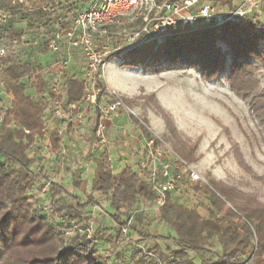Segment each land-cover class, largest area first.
I'll use <instances>...</instances> for the list:
<instances>
[{
    "label": "rangeland",
    "instance_id": "1",
    "mask_svg": "<svg viewBox=\"0 0 264 264\" xmlns=\"http://www.w3.org/2000/svg\"><path fill=\"white\" fill-rule=\"evenodd\" d=\"M143 24V21H138L129 29V33H134ZM222 27L219 30L226 33L229 31L224 26ZM260 29V25L254 29L248 28L249 32ZM228 34H232L231 38L234 41L232 43L241 39L238 33ZM139 38L140 36L136 40ZM136 40L128 41L126 37H123V39L118 38L111 41L123 47L132 45ZM153 41L155 40L138 45L135 48L137 51L135 56L130 53L122 56L124 64L134 69L137 68L139 74L126 79L117 77L115 82L128 83L129 91H122V96H116L124 100L129 98L131 102L116 106L114 111L107 114L104 121L115 119L117 129L113 131H138L131 117L139 124L144 122L148 131H152L153 135L163 144L165 155L171 162H174V157L180 155L191 163L189 166L199 178L193 180L189 172L188 174L183 173L179 179L183 193L177 195L172 192L169 195L172 200L196 210L203 217L210 218L209 204L207 196L202 191L193 190L192 184L197 181L209 185L212 189L211 181L232 186L259 202H264V55L260 58L255 56L249 58L253 63L251 69L253 78L250 74L251 81L247 86L255 88L236 92L232 90L226 79L230 69L231 48L223 40L216 41V46L224 55L222 57L223 67L217 69L213 76L204 74L200 62L197 61H204L201 56L195 58V63L190 64L189 60H185L184 63H179L172 68H168L166 62L153 63L148 56L153 54L155 46L159 44ZM240 41L244 42V40ZM207 44L212 45L213 43L208 42ZM258 45L261 54H264L263 42ZM108 49L110 50V47ZM118 51L117 48L112 49L102 59L117 57ZM15 54H17L13 58L15 63L29 61L42 65L40 59L44 53L38 47L31 51L27 45H24ZM140 57L144 60L138 61ZM128 59L132 61L128 63ZM43 63L46 65L45 61ZM101 69L102 66L98 74L100 81ZM44 79H46L45 91H53L59 96V90L62 87L60 82L56 81L52 84L45 74ZM32 81V79L24 78L21 84L26 94L37 99ZM44 97L45 100H50L48 93ZM99 105L104 107L107 104L104 100H99ZM82 107V109L77 108L76 115L66 110L60 112L61 116L56 123L50 122L48 114L44 116L48 129L60 130L58 133L62 144L58 152L44 151L40 141H35L28 150V155L32 158L31 170L35 174L39 173L33 187L34 193L31 195L36 193L38 196L33 201V196L29 197V195L22 204L31 214L36 213L41 216L42 211L34 210L35 204L39 202L46 204L45 198L49 199L47 206L50 209L47 212L48 216H45L47 225L41 235L47 238L58 232L62 238L61 249L73 243H80L84 248L83 242L91 240L96 229L111 227L112 233L120 230V227L110 217L113 211L109 207L107 198L100 193L90 191L93 176L91 157L97 149L95 147L103 146L97 144L96 135L92 143L88 137L92 133L94 115H100L101 112L96 105H91L86 100L83 101ZM84 108H87L86 111ZM143 151L146 153V160L142 168L147 163L148 156L144 147ZM131 166L134 169L139 167L138 164H131ZM75 170L86 181L85 193L72 185L74 180L72 172ZM53 186L61 187L65 193L60 196L67 200L70 199L69 195L75 194L82 202L91 197L97 204L88 205L82 213V221L77 224L64 217H54L53 202L49 196H44L43 200L39 199V194L43 190L46 191L45 194H50ZM158 209L152 205V201L134 199L128 210L119 211L120 219L127 217L128 220L131 214L136 212L133 213L134 216L129 226L134 224L142 234L151 236L142 238L135 232L125 235L121 229L122 236L117 242L106 244L105 249L99 250L94 249L96 244L89 245L88 248H84L83 254L94 253L103 262L109 261L108 264H113L112 261L114 264H134L137 261H143L144 264H179L180 260L172 254L173 249H176V245L170 240L174 237V233L166 224L158 221ZM138 211L141 216L137 221ZM58 222L61 224L58 225ZM244 225L247 223L245 222ZM234 226L237 233L241 235L242 225L235 224ZM250 228L253 230L251 226ZM256 246V238L253 235L248 253L245 256L238 255L234 258V262L248 264ZM204 248L199 252L187 251L188 259L197 264L202 258L213 262L221 253L215 237H212Z\"/></svg>",
    "mask_w": 264,
    "mask_h": 264
},
{
    "label": "trees",
    "instance_id": "2",
    "mask_svg": "<svg viewBox=\"0 0 264 264\" xmlns=\"http://www.w3.org/2000/svg\"><path fill=\"white\" fill-rule=\"evenodd\" d=\"M88 1L73 0L68 6L76 7L78 2L84 4ZM0 8L20 13L27 28H40L43 25L41 11L25 12L23 7L11 5L7 0H0ZM260 26V30L250 32L248 28L256 27L225 25L224 28L229 30L227 33L219 30V27L198 29L170 36L158 42L153 54L148 58H151L153 63L166 62L167 67L172 68L179 63H184L185 60H189L190 64L195 63V58L201 56L204 61H197L200 62L198 63L204 74L213 76L217 69L223 67L222 57L224 55L216 46L217 40H223L231 48L230 69L226 79L232 90L245 91L253 87L247 86L251 81L250 74L253 78L251 71L253 63L249 58H254V56L260 58L264 55L261 54L258 45L262 42L264 44V26ZM1 33L9 38L19 37L22 34L20 31L16 32L11 29H6ZM228 33H238L240 40H244L245 43L240 40L232 43L234 42L231 38L232 34ZM208 42L213 44L208 45ZM136 52L134 49L126 54L130 53L135 56ZM137 60L141 61L144 58L140 57ZM131 61L132 59H128V63ZM41 72L40 65L16 64L10 55L6 57L2 68V79L12 95V102L11 109L6 110L0 107V113L5 112L0 123V264H108L109 261L103 262L94 253L83 254L82 251L89 245L96 244L94 249L99 250L105 249L106 244L117 242L122 236V227H125L127 223V217L120 219L119 211L128 210L136 198L149 202L154 200L152 188L145 179L146 169L140 166L137 169L125 166L114 173L108 152L105 148L102 149L100 156L91 157L93 176L90 191L100 193L107 198L109 207L113 211L110 217L120 227V230L112 233L111 227L96 229L92 239L83 242L84 248L80 243H73L61 249L62 238L58 232L53 233L51 237L42 236L41 233L47 225L45 215L31 214L22 204L29 194L34 192L33 187L39 175L31 170L32 158L29 157L28 150L36 140L40 141L46 135L44 110L47 102L44 98L45 82L42 80ZM99 72L100 70L94 77L99 87L97 99L104 100L109 105L115 102L116 95L106 91L98 77ZM25 77L33 80L31 84L35 86L37 99L25 93V88L21 84V80ZM65 87L64 99L53 91L47 93L52 101L57 98L62 101L63 105H74L76 109L71 113L76 115L78 103L84 100L86 94L84 83L68 80ZM121 100L124 105L131 102L129 98ZM131 120L142 135L153 139L156 145L160 144V141L148 131L144 122L140 125L134 118L131 117ZM98 121L99 114H96L91 129L93 136H95ZM48 138L51 142L50 151L58 152L62 144L58 131H52ZM178 156L191 164L180 155ZM72 173L74 175L73 187L85 193L86 181L79 176L76 170ZM211 184L213 189L199 181L192 184L193 190L202 191L207 196L210 218L203 217L196 210L172 200L170 195L159 207L158 221L166 224L174 233V237L170 240L174 242L176 249H173L172 254L180 260L179 264H197L188 259L187 251L204 250V246L209 244L212 237H215L221 249L220 255L213 262L202 258L198 264H237L234 258L238 255L245 256L248 253L254 235L257 246L248 264H264V202H259L232 186L215 181H211ZM62 193L64 194L65 191L61 187L53 186L49 194L53 202L54 217H64L75 224L82 221V213L88 205L97 204L91 197L82 202L75 194L69 195L70 199L67 200L60 196ZM140 216L141 213L137 212V221ZM57 224L60 225L61 222ZM235 224L242 225L241 235L237 233ZM131 232L137 233L142 238L151 236L142 234L134 224L128 226L124 234L128 235ZM112 263L114 264L113 261ZM134 264H144V262L137 261Z\"/></svg>",
    "mask_w": 264,
    "mask_h": 264
},
{
    "label": "built area",
    "instance_id": "3",
    "mask_svg": "<svg viewBox=\"0 0 264 264\" xmlns=\"http://www.w3.org/2000/svg\"><path fill=\"white\" fill-rule=\"evenodd\" d=\"M7 1L11 5L23 7L25 12H32L34 4H41L42 11L47 13L57 24L55 30L44 33L48 48L53 52H58L60 42L65 41L69 51H78L84 58L86 65V73L83 79L86 89L84 100L100 109L101 113L95 135L97 144H102V146L106 143L103 129L107 114L114 111L116 106L124 105L117 96L114 103L104 107L99 105L97 99L99 87L96 85L94 77L103 66L102 57L108 52L107 44L112 43L111 40L126 37L128 41H131L140 36L129 46L120 47L114 43L115 48L119 50L117 58L122 61L124 54L150 40L160 42L170 36L198 29L219 28L225 25L257 27L260 24L258 12L264 2V0H240L238 4L225 10L221 9L213 0H90L85 9L64 5L63 12L58 13L56 5L59 0ZM20 18V13L9 12L0 8V107L6 110L11 109L12 99L4 97L7 88L2 79V68L6 57L19 50L21 43L25 41V36L9 38L1 32L11 22L18 21ZM138 21L144 22L142 27L132 34L129 33V29ZM96 39L107 43L99 46L95 42ZM99 48L103 51H99ZM66 64L65 60L58 61V66L63 70L66 68ZM52 104L56 110L61 112L65 110L72 112L75 109L74 105H63L62 101L57 98L53 100ZM4 114V111L0 113V123ZM25 132L27 131L25 130ZM42 147L44 151L51 149V142L48 137L43 141ZM144 148L148 153L147 163L144 165L147 172L145 179L152 188L154 194L152 205L155 208L158 209L163 205L170 193L175 192L177 195L183 193V187L179 182L183 173L189 172V176L193 180L199 178L189 164L178 155L174 157V162H171L165 155L161 142L156 145L153 139L147 138ZM45 192L43 190L39 194V199L43 200V197L46 196ZM33 193H30L29 197L33 196L32 200L35 201L38 194L31 195ZM45 200L46 204L40 202L35 204L34 210L42 211L43 215L48 216L47 212L50 207L47 205L50 201L46 198ZM133 213L123 227L124 233H126L134 216Z\"/></svg>",
    "mask_w": 264,
    "mask_h": 264
},
{
    "label": "crops",
    "instance_id": "4",
    "mask_svg": "<svg viewBox=\"0 0 264 264\" xmlns=\"http://www.w3.org/2000/svg\"><path fill=\"white\" fill-rule=\"evenodd\" d=\"M72 1L73 0H59L58 4L56 5L57 6L56 11L58 13L63 12V6L70 5ZM213 1H216L218 6L221 9L226 10L238 4L240 0H213ZM89 2L90 0L84 4L78 2L76 4V7L78 9H85L88 6ZM40 5L41 4L39 3L36 5L34 4L33 10H32V12L41 11L43 13V20H42L43 25L40 28L38 27L27 28L26 22L20 18L18 21L11 22L4 29V32L6 29H11L12 31H16V32L20 31L22 33L21 35L25 36V41L21 43L20 47L27 45L31 51L35 50V47H38L43 50L44 54H43V57L40 59V62L42 65L40 64H34V65H40L42 67L41 76H42V80L45 82V85H46V79H44V74L47 75V80L48 81L51 80L52 84L55 83L56 81L60 82L62 87H61V90H59V96L62 99H64L65 94H66V87H65L66 81L74 80L78 82L79 81L83 82V79L86 73L85 60L82 57V55L79 54L78 51H75V50L69 51L66 47L65 41L60 42V48L58 52H53L48 48L45 37H44V33L46 31L55 30L57 28V24L51 17L48 16L47 13L42 11V9L40 8ZM258 17H259L260 25L264 26V2L261 5L260 10L258 12ZM33 40L34 42L32 43ZM95 42L99 46L106 45L103 40L100 41L96 39ZM107 46L110 47V50L115 49L114 43H108ZM110 50L108 49V51ZM15 53L10 55L12 59L14 58L15 55H17ZM112 59L114 61H112ZM61 60H65L67 63L66 68L64 70L58 66V61H61ZM44 61L46 62L47 66L44 65L43 63ZM22 63H31V62L24 61ZM22 63H16V64H22ZM134 74H139L137 68L134 69L131 66L125 65L123 61L119 60V58L117 57L103 58V66L101 69L100 77H101V81L103 82V85L105 86L106 91L109 94L122 96L123 95L122 91H129L128 83H123V82L116 83L115 81L117 77L119 78L121 77V79H126L127 77H130ZM7 89H6V93H4V97L5 98L9 97L12 99V95L10 91ZM46 102H47V106H46V109L44 110V116L48 114V119H50V122L56 123L61 116L60 115L61 111H58L54 108V105L52 104L53 101L51 98L49 101L46 100ZM82 106H83V101L79 102L77 107L78 109L79 108L82 109L83 108ZM84 109H85L84 111H86L87 108H84ZM95 115H94V119H95ZM114 120L115 119L105 121L103 134H104V137L106 138V143L101 148H99L98 146L95 147L97 149H95L94 156H100L102 154V149L105 148V150L108 152L109 159L111 161L112 171L114 172V169H116V172L114 173H117L125 166H129L133 168L131 164H138L140 167L143 166V163H145V160H146L145 158L146 153H144L143 147H144L145 139L147 138L144 135H142L139 129L138 131H113L117 129L116 128L117 122L114 123ZM93 123H94V120H93ZM44 124H45V121H44ZM91 129H92V126H91ZM45 131H46V135L42 140H40L41 143H43V141L48 137V135L52 131H60V130H57L54 128L48 129L45 125ZM150 132L154 134L152 131ZM93 137L94 136L92 135V133L88 137L91 143L93 142ZM37 141L39 140H36V142ZM92 172H93V168H92ZM48 196H49V193H46V197Z\"/></svg>",
    "mask_w": 264,
    "mask_h": 264
}]
</instances>
